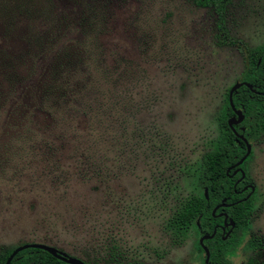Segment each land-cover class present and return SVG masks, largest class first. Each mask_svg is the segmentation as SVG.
Returning a JSON list of instances; mask_svg holds the SVG:
<instances>
[{
    "label": "rangeland",
    "instance_id": "obj_1",
    "mask_svg": "<svg viewBox=\"0 0 264 264\" xmlns=\"http://www.w3.org/2000/svg\"><path fill=\"white\" fill-rule=\"evenodd\" d=\"M213 19L192 0H0V248L203 264V235L172 243L165 225L190 196L208 201L201 157L244 68ZM225 21L264 49V0H231ZM249 145L253 206L227 264L264 249V134Z\"/></svg>",
    "mask_w": 264,
    "mask_h": 264
},
{
    "label": "trees",
    "instance_id": "obj_2",
    "mask_svg": "<svg viewBox=\"0 0 264 264\" xmlns=\"http://www.w3.org/2000/svg\"><path fill=\"white\" fill-rule=\"evenodd\" d=\"M230 2L231 0H192V5L211 12L214 18L213 28L216 31V42L222 47L234 50L242 60L244 68L237 81L248 82L251 90L240 87L232 94V104L243 117L241 123L233 127V131L242 136L248 144L256 143L264 134V49L250 51L242 43L228 38L225 28V12ZM227 93L225 102H227ZM111 105L107 104L109 108ZM227 116H232L228 102L225 115L217 118L216 121L218 138L215 149L201 157L199 182L208 193V201L205 202L202 195L190 196L180 204L178 211L171 215L165 225L172 243L176 244L184 242L191 229L199 231L203 236L204 234L211 236L215 232L212 238L203 242V246L208 251V264H227L225 256L237 247L243 228L249 221L254 199L253 196H249L244 200L249 190L243 191V188L251 184L244 170L246 161L240 165L245 175L243 181L236 184L239 175L229 177L234 170L229 168L240 160L245 150L243 144L236 141L233 132L227 128ZM221 202L231 206L218 210L216 214H225L227 220L234 225L233 228L227 227L224 231L220 228L222 218L211 217L207 212L208 207L211 210ZM13 249L0 248V264L5 263ZM251 250L250 257L245 264H264V249L255 246ZM9 264L63 263L44 252L27 249L14 256Z\"/></svg>",
    "mask_w": 264,
    "mask_h": 264
},
{
    "label": "water",
    "instance_id": "obj_3",
    "mask_svg": "<svg viewBox=\"0 0 264 264\" xmlns=\"http://www.w3.org/2000/svg\"><path fill=\"white\" fill-rule=\"evenodd\" d=\"M240 87H245L247 90H251V86H249L247 84H244V83H241L239 81H236L235 84L229 89V91L227 93L228 107H229V109H230V111L232 113V116L226 120V125H227V128L230 129L233 132V134H234V136L236 138V141H239V142H241L243 144L244 150H245L244 155L240 158V160H238V162H236L233 166H231L229 168L230 170L232 168L234 169L232 171L231 175L229 176L230 178L233 177L236 173L239 174V178L236 181V184L241 182V181H243V179L245 178L244 172L239 167L242 164V162L246 159V157L248 156L249 151H250V145L248 144V142L242 136L237 135L233 131V127L237 126L238 124H240L242 119H243V117L241 115V112L240 111H236L234 109L233 104H232V100H231L232 94L234 92H236ZM247 189L249 190V193L244 198V200L247 199L250 196V194L253 192L252 186L248 185V186L244 187L243 191H245ZM228 206H231V205H221L219 207L223 208V207H228ZM218 217L222 218V225H223L222 228L223 227H230V228L234 227L232 222L230 220H227V217H226L225 214H220V215H218ZM211 237L212 236H202L198 240V245H199L201 251L203 252V256H204L203 264H208V251L203 246V242L208 240V239H210ZM26 249L39 250L41 252H44V253L48 254L49 256H51L52 258H54L55 260H57L59 262H62L63 264H83L82 262H80L78 260L66 257L64 254L58 252L57 250H55V249H53L51 247L44 246V245H32V244L22 245V246H19V247L15 248L10 253V255L7 257V259L5 260L4 264H9L10 261L14 258V256H16L19 252H21L23 250H26Z\"/></svg>",
    "mask_w": 264,
    "mask_h": 264
},
{
    "label": "flooded vegetation",
    "instance_id": "obj_4",
    "mask_svg": "<svg viewBox=\"0 0 264 264\" xmlns=\"http://www.w3.org/2000/svg\"><path fill=\"white\" fill-rule=\"evenodd\" d=\"M248 185H245L244 187H246ZM248 190V189H247ZM223 226V225H222ZM222 226L220 228H222ZM227 227H223L221 230L224 231V229H226Z\"/></svg>",
    "mask_w": 264,
    "mask_h": 264
}]
</instances>
